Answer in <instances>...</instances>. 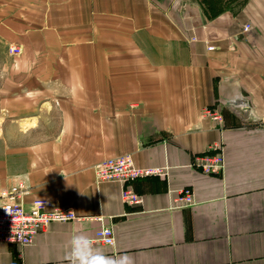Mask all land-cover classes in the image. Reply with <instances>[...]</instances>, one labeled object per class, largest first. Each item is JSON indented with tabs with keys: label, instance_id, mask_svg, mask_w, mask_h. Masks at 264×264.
<instances>
[{
	"label": "crops",
	"instance_id": "0c3cea01",
	"mask_svg": "<svg viewBox=\"0 0 264 264\" xmlns=\"http://www.w3.org/2000/svg\"><path fill=\"white\" fill-rule=\"evenodd\" d=\"M121 156L164 171L128 182L140 205L96 182ZM17 181L78 221L0 244V264H68L100 218L114 245L96 246L134 264H264V0H0V190ZM183 189L195 204L172 208Z\"/></svg>",
	"mask_w": 264,
	"mask_h": 264
},
{
	"label": "built area",
	"instance_id": "2783aa9c",
	"mask_svg": "<svg viewBox=\"0 0 264 264\" xmlns=\"http://www.w3.org/2000/svg\"><path fill=\"white\" fill-rule=\"evenodd\" d=\"M250 29L249 25L243 27V32ZM10 54H18L16 48L9 49ZM202 116L219 122L220 114L210 108L202 111ZM194 156L193 166L202 174L211 176L220 174L224 166L221 148L216 147ZM94 175L97 183H118L122 185L120 197L124 204L137 206L142 198L128 182L153 175H162V169H140L134 165L130 156H121L107 159L94 166ZM26 194L22 181L11 184L8 188L0 190V244L14 245L21 248L29 246L39 232L44 231L51 223H67L78 221L74 211L65 207H54L48 201L33 200L28 206L24 204ZM172 208H187L195 204V196L190 189L181 190L171 202ZM101 225L95 231L93 240L104 246H113L114 237L110 226L104 225L102 219H97ZM111 242V243H109Z\"/></svg>",
	"mask_w": 264,
	"mask_h": 264
},
{
	"label": "clouds",
	"instance_id": "9594fccd",
	"mask_svg": "<svg viewBox=\"0 0 264 264\" xmlns=\"http://www.w3.org/2000/svg\"><path fill=\"white\" fill-rule=\"evenodd\" d=\"M65 259L68 264H134L133 258L127 254H107L104 249L97 247L94 240L83 232L72 235Z\"/></svg>",
	"mask_w": 264,
	"mask_h": 264
}]
</instances>
